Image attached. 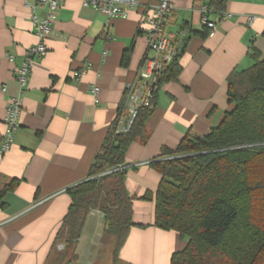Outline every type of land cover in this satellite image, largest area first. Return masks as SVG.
Returning a JSON list of instances; mask_svg holds the SVG:
<instances>
[{"label":"crops","instance_id":"obj_1","mask_svg":"<svg viewBox=\"0 0 264 264\" xmlns=\"http://www.w3.org/2000/svg\"><path fill=\"white\" fill-rule=\"evenodd\" d=\"M39 1L0 0V139L7 101H20L14 142L0 154V194L12 181L18 183L14 191L0 195V264H71L57 260L60 244L52 248L70 205L66 190L86 179L126 84H138L142 62L151 56L137 26L153 0H135L138 7L125 19H108L84 6V0H65L45 41L47 54L33 59L19 96L14 70L25 50L38 43L30 8L44 17L46 8ZM209 1H175L166 31L175 36L174 43L179 32L186 34L178 59L180 74L157 89L156 108L145 123L146 142L136 141L126 152L130 168L124 185L132 198L134 226L117 262L111 254L110 264H170L172 254L185 247L178 233L154 227V203L141 199L154 195L160 182L148 163L162 149L174 150L185 136H204L219 125L231 109L228 76L253 64L252 50L264 59V0H229L222 11L210 9L207 18L215 24L211 36L200 13ZM222 14L227 15L223 21ZM81 68L82 77L71 79V72ZM92 87L99 90L96 98ZM88 217L102 219L98 212ZM86 220L82 234L93 223Z\"/></svg>","mask_w":264,"mask_h":264},{"label":"trees","instance_id":"obj_2","mask_svg":"<svg viewBox=\"0 0 264 264\" xmlns=\"http://www.w3.org/2000/svg\"><path fill=\"white\" fill-rule=\"evenodd\" d=\"M229 0H210L207 8L222 11ZM207 31L199 33L205 36ZM164 69L146 106H138L127 131L128 92L119 104L86 179L66 190L70 205L55 235L52 248L63 244L58 260L76 259L74 250L85 219L92 211L104 220L103 237L112 239V259L117 262L132 223V198L124 177L130 166L125 155L136 141L147 140L145 123L156 108L160 85L176 81L178 59ZM128 51L121 64L126 67ZM253 64L227 78V103L231 109L219 125L204 136H185L174 150L162 149L148 163L160 176L154 195L141 199L154 203V227L174 231L186 241L172 254L170 264L264 263V59L250 52ZM12 181L1 196L14 191Z\"/></svg>","mask_w":264,"mask_h":264},{"label":"built area","instance_id":"obj_3","mask_svg":"<svg viewBox=\"0 0 264 264\" xmlns=\"http://www.w3.org/2000/svg\"><path fill=\"white\" fill-rule=\"evenodd\" d=\"M65 0H40L38 5L45 6L46 13L44 17L39 18L31 7V25L38 43L27 48L21 63L14 70V80L19 86V96L23 94V90L27 84L28 75L30 73L31 64L34 58L42 59L47 54L45 41L51 33V26L56 19V15ZM176 0H153V4L146 8L142 13L137 26V31L141 34L146 42L147 50L151 56H146L142 62L141 70L138 74V84L134 86L128 83L125 91L128 92L127 103V121L123 126V131H127L131 126L137 114L138 106H146L153 97V92L157 88V83L162 72L168 67L179 54L186 39L184 31L179 32L176 43L172 40L175 36L167 33V28L171 25V16L174 13V5ZM83 5L92 8L97 13L108 19H125L128 12L138 7L135 0H84ZM202 26L211 36L215 24L207 18L209 9L207 6L200 8ZM227 18L226 14H222L220 20ZM85 73V69L74 70L71 72V79L78 81ZM94 98L98 95V88L90 89ZM97 102V100H96ZM20 115V101L18 97L10 98L5 106L4 111V133L0 139V154L7 153L15 138L18 130Z\"/></svg>","mask_w":264,"mask_h":264},{"label":"rangeland","instance_id":"obj_4","mask_svg":"<svg viewBox=\"0 0 264 264\" xmlns=\"http://www.w3.org/2000/svg\"><path fill=\"white\" fill-rule=\"evenodd\" d=\"M92 212H90L89 214H91ZM86 221L88 224L92 222L93 223L92 225L87 226V229H85L83 234L81 232L79 238L80 240L78 239L74 250V254L78 256V259L76 261L72 260L70 263L87 264L88 262H92L94 264H110V257L112 254V239L103 237V217L102 219L99 217H88ZM96 223L99 224L97 225L98 227H96ZM59 244L62 248L60 247L61 249L58 252L63 254V244ZM68 259L69 255L66 256L65 260ZM50 264H53V262Z\"/></svg>","mask_w":264,"mask_h":264}]
</instances>
